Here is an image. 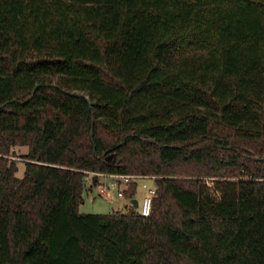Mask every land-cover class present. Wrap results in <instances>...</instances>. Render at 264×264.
Masks as SVG:
<instances>
[{
    "label": "trees",
    "instance_id": "1",
    "mask_svg": "<svg viewBox=\"0 0 264 264\" xmlns=\"http://www.w3.org/2000/svg\"><path fill=\"white\" fill-rule=\"evenodd\" d=\"M0 264H264V0H0Z\"/></svg>",
    "mask_w": 264,
    "mask_h": 264
},
{
    "label": "rangeland",
    "instance_id": "2",
    "mask_svg": "<svg viewBox=\"0 0 264 264\" xmlns=\"http://www.w3.org/2000/svg\"><path fill=\"white\" fill-rule=\"evenodd\" d=\"M27 152L26 147H21L15 151L14 159L16 161L17 172L16 176L18 178H22L24 175V163L22 162V155ZM91 180V178H90ZM89 180V181H90ZM202 180L206 181L209 186H212V180L214 178L203 177ZM136 183V193L134 198L137 202H140L144 194L148 191V189H155V182L152 178H136L133 179ZM99 182L102 186H109L110 183L115 182L118 185L114 190H110L109 195L105 193H101L97 189V185H93L92 190H86V188L82 191V199L83 203H81L78 207V210L82 214H108L114 211L126 212L131 209L138 210V208H134L131 200L126 199L123 196V190L126 188V183L120 179L113 178H99Z\"/></svg>",
    "mask_w": 264,
    "mask_h": 264
},
{
    "label": "built area",
    "instance_id": "3",
    "mask_svg": "<svg viewBox=\"0 0 264 264\" xmlns=\"http://www.w3.org/2000/svg\"><path fill=\"white\" fill-rule=\"evenodd\" d=\"M89 175H93V173H89ZM104 177H111L113 179H120L122 181H124L125 183L132 181L133 179L136 178H144L143 176H135V175H101ZM145 178H149V177H145ZM153 179V178H152ZM115 182L110 183L109 186H102L101 183L97 184V189L99 192L101 193H105L107 195L110 194V190H112L113 188L116 187ZM156 193V189H148V191L144 194V196L142 197L141 201L138 202V213L143 216V217H147L150 215L151 212V205H152V198L154 197Z\"/></svg>",
    "mask_w": 264,
    "mask_h": 264
},
{
    "label": "crops",
    "instance_id": "4",
    "mask_svg": "<svg viewBox=\"0 0 264 264\" xmlns=\"http://www.w3.org/2000/svg\"><path fill=\"white\" fill-rule=\"evenodd\" d=\"M91 177V179H92V175L90 176ZM103 178V179H105V178H111V177H104V176H98V178L97 179H94L93 181L91 180V181H88L89 183L87 184V187H88V189L87 190H92V185H97L98 183H100L99 182V178ZM119 186V185H118ZM115 188H113L112 190H114ZM111 190V191H112ZM111 194V193H110Z\"/></svg>",
    "mask_w": 264,
    "mask_h": 264
},
{
    "label": "water",
    "instance_id": "5",
    "mask_svg": "<svg viewBox=\"0 0 264 264\" xmlns=\"http://www.w3.org/2000/svg\"><path fill=\"white\" fill-rule=\"evenodd\" d=\"M131 202L133 203L134 208H137V206H138L137 200L134 198L131 200Z\"/></svg>",
    "mask_w": 264,
    "mask_h": 264
}]
</instances>
